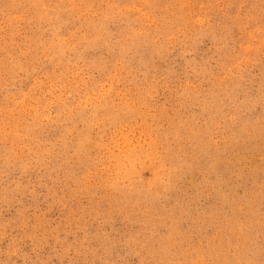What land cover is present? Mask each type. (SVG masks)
<instances>
[{"label": "rangeland", "instance_id": "obj_1", "mask_svg": "<svg viewBox=\"0 0 264 264\" xmlns=\"http://www.w3.org/2000/svg\"><path fill=\"white\" fill-rule=\"evenodd\" d=\"M0 264H264V0H0Z\"/></svg>", "mask_w": 264, "mask_h": 264}, {"label": "bare ground", "instance_id": "obj_2", "mask_svg": "<svg viewBox=\"0 0 264 264\" xmlns=\"http://www.w3.org/2000/svg\"><path fill=\"white\" fill-rule=\"evenodd\" d=\"M190 6V5H189ZM251 10V9H250ZM195 12V11H194ZM165 14V13H164ZM199 17V16H198ZM23 18V17H22ZM137 18V17H136ZM191 21V20H190ZM146 23V22H145ZM155 24V23H154ZM178 24V23H177ZM191 25V24H190ZM157 32V31H156ZM182 39V38H181ZM174 41V40H173ZM161 49V48H160ZM105 54V53H104ZM64 67V66H63ZM121 78V77H120ZM57 97V96H56ZM18 103V102H17ZM233 105V104H232ZM104 109V108H103ZM19 115V114H18ZM23 120V119H22ZM85 128V127H84ZM11 129V128H10ZM198 129V128H197ZM31 131V130H30ZM29 131V132H30ZM23 133V131H22ZM38 135V134H37ZM8 136V135H7ZM20 136V135H19ZM42 152V151H41ZM10 157V156H9ZM17 158V157H16ZM37 165V164H36ZM170 165V164H169ZM171 167V166H170ZM62 168V167H61ZM70 172V171H69ZM81 184V183H80ZM51 191V190H50ZM84 241V240H83Z\"/></svg>", "mask_w": 264, "mask_h": 264}]
</instances>
